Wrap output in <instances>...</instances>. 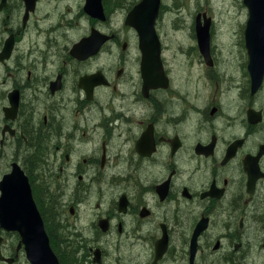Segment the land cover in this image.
<instances>
[{"label": "flooded vegetation", "instance_id": "obj_1", "mask_svg": "<svg viewBox=\"0 0 264 264\" xmlns=\"http://www.w3.org/2000/svg\"><path fill=\"white\" fill-rule=\"evenodd\" d=\"M145 2L0 0V264H35L33 202L58 264H264L249 9L228 50L171 0L143 35Z\"/></svg>", "mask_w": 264, "mask_h": 264}, {"label": "water", "instance_id": "obj_2", "mask_svg": "<svg viewBox=\"0 0 264 264\" xmlns=\"http://www.w3.org/2000/svg\"><path fill=\"white\" fill-rule=\"evenodd\" d=\"M244 3L248 5L250 10V18L246 30L247 42L250 46L252 61L256 64L254 74L258 82H260L264 74V0H244ZM159 5L160 0H153L151 3L145 2V7L140 5L138 10L136 8L132 12L128 23L140 29L143 35L151 36V39L156 38L154 24L158 15ZM140 10L144 12L141 23L137 21L136 17V13H139ZM142 46L144 48L145 65L155 64L157 60H161L160 44L156 40H146L142 43ZM258 64L262 65L259 66ZM28 212L33 215L31 219V238L33 243L39 245V248L32 252L31 259L35 264H58V258L50 246L49 237L34 202Z\"/></svg>", "mask_w": 264, "mask_h": 264}, {"label": "rangeland", "instance_id": "obj_3", "mask_svg": "<svg viewBox=\"0 0 264 264\" xmlns=\"http://www.w3.org/2000/svg\"><path fill=\"white\" fill-rule=\"evenodd\" d=\"M173 5L183 3L185 5V15L194 16L199 9H206L211 15L214 16L215 22L213 24L216 32V37L225 42L228 50L233 47V36H238L237 26L238 17L237 10L243 4V0H171ZM172 23V20H170ZM167 26V25H166ZM169 31L168 40L172 46L171 40L175 41V34L173 28L168 26ZM176 49V46L175 48Z\"/></svg>", "mask_w": 264, "mask_h": 264}]
</instances>
